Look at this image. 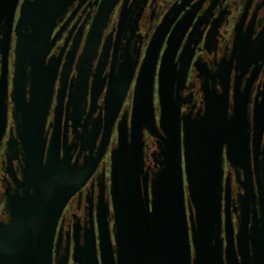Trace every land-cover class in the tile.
<instances>
[{"label":"water","instance_id":"95a60500","mask_svg":"<svg viewBox=\"0 0 264 264\" xmlns=\"http://www.w3.org/2000/svg\"><path fill=\"white\" fill-rule=\"evenodd\" d=\"M70 1L0 0V152L9 103H14L15 114L22 108L31 120L17 125L24 166L21 178L10 171L15 190L7 195L9 218L0 221V264H264V97L256 105L253 125L246 101L236 102L230 122L211 123L208 110L187 123L161 81L158 122L153 62H148L152 56L140 76L131 123L118 126L111 153V199L99 203L96 222L61 252V213L89 172L61 159L53 137L47 148L58 63L47 62L46 56ZM96 32L92 29L89 38H96ZM124 96L125 91L107 94L110 125ZM146 131L162 139L158 171L146 164ZM16 149L12 138L7 153L11 165ZM226 160L232 168L228 172ZM234 180L239 188L235 200Z\"/></svg>","mask_w":264,"mask_h":264},{"label":"flooded vegetation","instance_id":"af4514ba","mask_svg":"<svg viewBox=\"0 0 264 264\" xmlns=\"http://www.w3.org/2000/svg\"><path fill=\"white\" fill-rule=\"evenodd\" d=\"M69 3L53 30L55 41L46 56L47 62L58 63L54 100L47 114V148L53 137L61 159L67 157L72 168L89 172L61 213L57 230L61 252L69 241L73 246L77 238H82L92 221L96 222L99 203L111 199V153L117 147L118 126L121 122L131 123L140 76L151 56L148 62H153V112L158 122L162 116L161 81L165 91L171 93L177 113L187 123L196 122L208 110L211 123L230 122L236 102L246 101L253 125L256 105L264 97V0ZM94 28L97 37L90 39ZM15 46L13 39L9 52L11 80ZM1 61L0 53V70ZM147 66L151 67L149 63ZM109 90L125 91L113 125L106 119ZM14 111L15 105L10 102L8 129L0 152L3 222L9 218L7 195L15 190L10 171L21 178L24 166L17 125L25 119L31 121L22 108L16 114ZM12 138L18 157L11 165L7 153ZM144 142L146 164L158 171L161 136L146 131ZM263 144L264 134L262 147ZM225 167L227 172L232 170L227 160ZM238 192L234 180V200Z\"/></svg>","mask_w":264,"mask_h":264}]
</instances>
